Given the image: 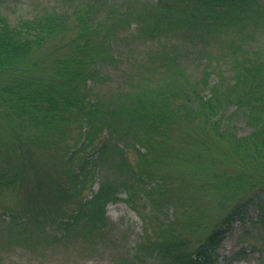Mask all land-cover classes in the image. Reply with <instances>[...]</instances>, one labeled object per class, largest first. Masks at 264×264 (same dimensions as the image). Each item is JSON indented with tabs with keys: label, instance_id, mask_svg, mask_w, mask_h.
<instances>
[{
	"label": "trees",
	"instance_id": "16d2710c",
	"mask_svg": "<svg viewBox=\"0 0 264 264\" xmlns=\"http://www.w3.org/2000/svg\"><path fill=\"white\" fill-rule=\"evenodd\" d=\"M56 1L12 22L0 0V115L54 164L52 172L36 170L29 192L26 166L0 169V191L25 185L27 192L22 211L0 218V248L60 241L90 252L110 247L117 239L107 207L126 201L144 229L133 250L111 254L114 264H215L227 231L236 217L244 220L250 203L257 210L250 223L264 227V53L249 42L264 27V0H128L119 9L115 0ZM132 19L136 28L123 34ZM137 37L184 43L203 65L202 76L191 81L184 53L162 48L148 55L153 73L136 87L130 77L116 94L100 97L95 85L111 79L103 67L122 62L120 43ZM214 44L229 79L219 64L212 67ZM237 116L248 133H238ZM73 125L77 136L69 141ZM176 135L196 147L190 161L204 165L217 153L229 166L210 170L198 189L175 186L183 176L160 165L171 160ZM31 153L26 144L22 157ZM201 191L213 200L212 211L199 202ZM70 197L76 206L67 214L62 205ZM141 202L148 213L139 211ZM195 229L207 233L199 237ZM261 240L249 246L264 264Z\"/></svg>",
	"mask_w": 264,
	"mask_h": 264
},
{
	"label": "rangeland",
	"instance_id": "374dc122",
	"mask_svg": "<svg viewBox=\"0 0 264 264\" xmlns=\"http://www.w3.org/2000/svg\"><path fill=\"white\" fill-rule=\"evenodd\" d=\"M116 8H121V5L128 0H115ZM143 1V0H138ZM154 1V0H153ZM60 4L56 0H5L3 4V10L9 16L12 22H16L22 17H28L32 13L41 10L44 6ZM136 4V3H135ZM131 27H127L123 30V34L129 35L136 28L134 19L131 20ZM249 42L262 53H264V27L260 30H256L254 39H249ZM248 42V43H249ZM120 49L122 51V62L117 66L107 64L103 67L104 74L111 77L108 82L98 83L95 85V90L100 97H111L119 90L125 88V83L128 78H131L133 86L136 87L137 82L141 76L151 75V69L154 65L148 60V55L157 56V52L162 48L173 49L182 57V65L187 69L188 76L191 81H198L202 76V66L199 65L197 54L193 52L185 53L186 45L180 41L174 39H163L158 41H142L138 37L136 39H128L124 43H120ZM219 46L214 44L209 48V51H213L215 59H212V67L219 64L225 73L226 79H229L231 73L225 60L219 56L217 48ZM218 59V60H217ZM221 59V60H220ZM204 61V60H202ZM211 67V68H212ZM217 80V74L213 73L210 82L214 83ZM129 84V83H128ZM204 93V92H203ZM207 91L204 93L206 94ZM1 114V113H0ZM233 123L237 125L238 133L244 135L249 132V128L244 123L242 117H235ZM72 132L67 135L69 141L77 136V125L72 126ZM180 135L181 132H178ZM176 135L170 142L171 146V160L169 163L160 165L162 169H166L167 173L174 176H183L182 179L177 178L175 180V186H180L183 189L193 188L198 189V184L204 182L209 177L210 170H217L226 168L229 166V161H226L221 155L215 154L213 159L205 160L204 165L198 164V160L194 162L190 161L189 153L196 151V147L192 145L185 137H179ZM26 144H28L31 155L22 157V154L26 151ZM91 149V148H90ZM89 149V153L91 151ZM144 151V149H141ZM20 155L19 158H15V153ZM44 150L38 146L32 145L28 140V134L19 130L18 127L10 125L5 122L0 115V169H11L12 167L26 166V190L33 187L32 180L35 176L36 170L46 168V170L52 172L54 170L53 162L50 157L43 154ZM128 155L132 162L137 158V153L133 148L128 149ZM33 166L32 168H30ZM159 166V167H160ZM98 185H94L92 188H87L83 191L82 197L88 196L92 191L96 190ZM23 187L17 186L13 189H5L0 191V215L1 219H7V212L9 209L22 211V203L24 200V194L27 193ZM125 198V195H123ZM264 198V194L262 195ZM199 202L203 205H207L212 211L214 209L213 200L208 197V193L198 192ZM69 202H65L62 208H65L66 213L69 214L71 210L76 206L74 197H70ZM51 211L56 210L54 206H51ZM139 211L146 214L150 211V206L141 202L137 204ZM53 213V212H52ZM167 217H172L173 209L169 208L167 211ZM178 216H181L179 213ZM107 215L111 224V235L117 239L115 245L100 246L98 251L90 252L88 250H82L81 247H77L75 244H69L63 241L52 242L51 245L38 246L30 248L28 246L20 245V243L14 245L8 249L7 252L0 248V264H114L111 254L119 253L124 249L133 250L135 243L139 240V237L143 233L144 223L139 215L138 211H135L126 201H118L111 203L107 207ZM257 215L256 208L250 203L245 210L244 220L240 217H236L231 228L226 233V238L223 240L219 249L217 250L218 256L215 264H262L261 252L256 250L252 251L250 244L259 246L264 236V227L257 224H251V220L255 219ZM164 216V215H163ZM213 220L216 219V214H211ZM50 222V221H48ZM47 222V223H48ZM46 223V224H47ZM47 225V226H51ZM196 236L204 237L207 231L202 229H195ZM248 232L245 234V232ZM202 232V233H201ZM244 250V252H240ZM246 248V250H245ZM241 253V254H240ZM239 254V255H238Z\"/></svg>",
	"mask_w": 264,
	"mask_h": 264
}]
</instances>
